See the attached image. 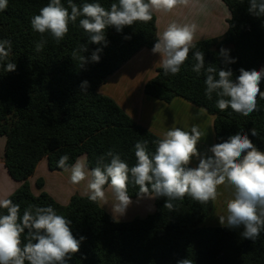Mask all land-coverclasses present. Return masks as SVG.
I'll return each mask as SVG.
<instances>
[{
  "label": "trees",
  "instance_id": "16d2710c",
  "mask_svg": "<svg viewBox=\"0 0 264 264\" xmlns=\"http://www.w3.org/2000/svg\"><path fill=\"white\" fill-rule=\"evenodd\" d=\"M229 11L227 29L219 37L194 42L195 48L176 75L165 76L158 68L155 76L143 88L145 95L171 102L183 99L201 108L213 117L215 144L222 143L237 132L247 133L249 139L264 151V99L257 97L258 110L245 117L231 108L220 111L217 97L205 95V75L192 71L193 54L201 50L205 64L217 69L225 68L219 56L221 48L229 50L235 63L227 65L233 79L239 69L264 68V17L248 12V0H221ZM49 0H8L7 9L0 11V39L11 41L12 50L7 62L16 64L15 71L0 67V137L5 138L3 163L20 187L8 198L23 210L29 204L51 205L58 214L71 221L70 228L76 239L85 237L80 250L68 264H177L190 259L193 264H264V231L255 240L245 239L243 228L201 225L209 218L212 201L200 204L185 197L174 201V211L164 207L166 197L154 200V212L144 218L119 222L111 218L99 203L87 196L73 195L66 205H60L48 194L34 196L28 178L38 162L46 159L50 171H63L57 167L61 155L69 156L71 165L85 155L89 169L96 159L112 150L129 166L135 164L134 145L149 141V151H155L154 140L160 139L135 124L116 103L97 93L99 85L116 72L141 49H152L157 37L156 18L147 23L137 21L121 32L108 27L107 45L94 44L79 27L69 24V32L57 43L45 34L48 43L40 52L35 42L41 37L33 31L31 18L39 14ZM75 3L98 2L106 9L118 0H74ZM67 7V0H62ZM70 11V9H69ZM128 37V38H126ZM86 45L85 57L102 48L99 62L83 67L72 58V51ZM88 82L86 90L82 83ZM264 92V80L260 83ZM255 128L257 135H251ZM37 187L42 181L36 182ZM107 187V186H105ZM139 187L128 185L131 199L138 198ZM0 209V214H6Z\"/></svg>",
  "mask_w": 264,
  "mask_h": 264
},
{
  "label": "clouds",
  "instance_id": "9594fccd",
  "mask_svg": "<svg viewBox=\"0 0 264 264\" xmlns=\"http://www.w3.org/2000/svg\"><path fill=\"white\" fill-rule=\"evenodd\" d=\"M243 2V0H241ZM189 0H118L106 9L98 2L77 4L67 0H49L31 18L33 31L40 34L35 42V51L40 52L48 43L45 34L57 43L69 32V24L79 18V27L94 44L107 45L105 31L113 27L121 32L124 27L137 21L147 23L154 12H170L175 7L188 5ZM248 12L256 17H264V0H248ZM8 0H0V11L7 9ZM70 9V11H69ZM194 23H170L157 34L152 48L159 54L160 65L165 76L176 75L195 48ZM128 38V37H126ZM12 50L11 41L0 39V67L6 72L16 69V64L7 62ZM86 45L72 51L73 60L81 67L91 62H99L102 48L91 53ZM219 56L225 68L217 69L205 64V54L196 50L192 71L205 75V95L211 100L216 95V107L220 111L228 108L245 117L258 110L257 97L264 99L260 83L264 80V68L259 71L239 69L233 79V71L227 65L236 62L230 58L229 50L221 48ZM88 82L82 83L86 90ZM256 136V129L250 130ZM202 132L192 125L190 132L180 127L166 131L162 138L154 140L155 151H149V141H137L134 145L135 164H129L118 153L109 150L96 159L95 166L89 169L85 157L78 158L69 165V156L61 155L57 167L70 173L69 181L79 185L86 181L89 201L108 204L106 187L111 190V210L115 216L125 215L133 203L128 194L131 183L139 187L138 199L166 197L164 207L174 211V201H182L186 196L204 205L217 199L220 185H230L233 196L226 202V215L219 216L221 226L243 228L245 239L255 241L264 231V151L259 150L247 133L237 132L222 143L212 145L211 155L201 154L197 148ZM198 160L191 167L193 159ZM0 264H68L71 257L79 252L81 236L76 239L71 231V221L60 215L51 206L29 204L21 216V206L11 199L0 200ZM177 264H193L190 259H182Z\"/></svg>",
  "mask_w": 264,
  "mask_h": 264
},
{
  "label": "crops",
  "instance_id": "0c3cea01",
  "mask_svg": "<svg viewBox=\"0 0 264 264\" xmlns=\"http://www.w3.org/2000/svg\"><path fill=\"white\" fill-rule=\"evenodd\" d=\"M153 14L156 17L157 34L163 32L172 22L194 23L197 27L193 43L221 36L227 29L226 21L229 18V11L221 0H189L186 6L181 5L170 12H154ZM151 50L141 49L137 52L116 72L107 77L103 84L98 86L97 93L112 99L135 124L159 138H162L163 134L173 127H180L190 132L192 125H197L202 132L197 148L201 154L211 155L208 149L215 144L212 116L205 110L180 98L165 103L144 94L145 83L155 76L158 68H162L159 54H154ZM3 154L4 148L0 153V200L8 198L21 185L20 182L12 180L8 175L3 163ZM197 164L198 160L194 158L190 166L195 167ZM69 176L70 173L65 171H50L47 168L46 159H41L33 175L27 181L31 191L32 186H35V183L40 180H37V177L41 178L42 187L36 191L32 190L31 193L37 196L45 192L58 204L66 205L74 194L82 197L87 196L86 181L79 185H73L69 181ZM56 181L58 184H55ZM233 191L230 185L218 186L217 199L212 201V210L209 218L205 220L208 222L205 226L222 227L219 223V216L227 214L226 202L232 198ZM106 192L112 195L111 190L107 187ZM139 200L141 199H132L133 202ZM141 201H144L143 205L146 201L149 203L152 201L154 204L153 199L149 198H142ZM101 203L99 202L100 207L111 218L115 217V220L117 219L119 222H127V220L118 219L113 212H107ZM140 204L138 203V205ZM143 205L137 208L139 212L142 211L140 209H144ZM148 214L143 217L138 216V218H144Z\"/></svg>",
  "mask_w": 264,
  "mask_h": 264
},
{
  "label": "rangeland",
  "instance_id": "374dc122",
  "mask_svg": "<svg viewBox=\"0 0 264 264\" xmlns=\"http://www.w3.org/2000/svg\"><path fill=\"white\" fill-rule=\"evenodd\" d=\"M159 17V16H158ZM156 18V17H155ZM1 142H2V145L0 146V153L2 152V149L4 148V143H5V141H4V138L3 137H0V144H1ZM80 157H85V155H81ZM80 157H78V158H80ZM38 179H40L41 180V178H39V177H37V180ZM55 184H58L57 183V181H56V183ZM42 187V186H41ZM41 187H37V185H36V183H35V186H32V188H31V191L33 190V191H36L38 188H41ZM45 193V192H44ZM74 195H76V194H74ZM106 195H107V200H108V204H103V202L101 203V205H102V207L104 208V209H106V211L107 212H109V211H111L112 212V210H110L111 209V203H112V195L111 194H109V193H107L106 192ZM80 196V195H79ZM85 197V196H84ZM142 200V199H141ZM141 200H139V201H136V202H133L130 206H129V208L127 209V211H126V213H125V215H123V216H117L118 217V219H124V221L125 220H127V222L128 221H130V220H132V219H135V218H138V216L139 217H143L144 215H146V214H148V213H153V211H154V204H153V202L151 201L150 203H149V201H146V203L143 205V203L142 202H144V201H141ZM152 200V199H151ZM155 199H153V201H154ZM138 203H141L140 205H138ZM105 205V206H104ZM141 205H143L144 206V209H140V210H142V211H138L137 210V208H139V206H141ZM100 206V205H99ZM107 207H109L110 209L108 210V208ZM152 208H153V211H152ZM102 209V208H101ZM110 213V212H109ZM138 213H140V214H138ZM148 215H150V214H148ZM114 217V216H113ZM135 217V218H134ZM146 217V216H145ZM114 220H115V217H114ZM116 221H117V219H116ZM211 222V221H210ZM208 222L207 221H204L201 225H205V224H207Z\"/></svg>",
  "mask_w": 264,
  "mask_h": 264
}]
</instances>
